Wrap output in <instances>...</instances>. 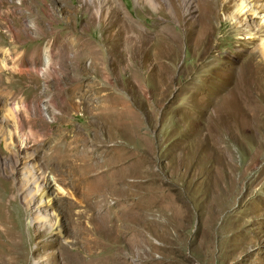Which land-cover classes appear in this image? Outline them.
Returning <instances> with one entry per match:
<instances>
[{"label": "rangeland", "instance_id": "obj_1", "mask_svg": "<svg viewBox=\"0 0 264 264\" xmlns=\"http://www.w3.org/2000/svg\"><path fill=\"white\" fill-rule=\"evenodd\" d=\"M225 2L0 0V264H264V60L228 82Z\"/></svg>", "mask_w": 264, "mask_h": 264}, {"label": "bare ground", "instance_id": "obj_2", "mask_svg": "<svg viewBox=\"0 0 264 264\" xmlns=\"http://www.w3.org/2000/svg\"><path fill=\"white\" fill-rule=\"evenodd\" d=\"M224 1H226L225 3H227V6L228 7L234 6V9L231 10V11H228V13H226V14L230 15V17L228 16V18H230V27L233 28L236 31V33H238L237 34V37L235 38V40L238 41L237 47H240L243 50V52H244V53H242L240 55H238V54L237 55H234L235 58H239V59L242 58V61H240V62H238L236 60H229L228 59L229 60L228 67L232 63L233 69L239 70V72L230 71L228 73V77H227L229 79L228 82L229 83L232 82L233 84H235V83H237L241 79L242 80H244V79L245 80H250V79L252 80V77L254 78L255 75H256L255 72L250 73V71H251L250 70V67H248L247 69H245V68L242 67V64H243V62H245V60H250V58H253L256 55H258V57H262L263 60H264V36L260 38V41H259L257 47H256V45H251V44L245 47V46L242 45V43H240V40L243 39V37H245V38H253L254 35H261V32H264V13H261L262 16L259 17L260 22L258 24V27L255 28L254 31H252L251 28L242 25V21H243L242 16L244 14H247L249 11L252 12V13H254V16H256L255 15L256 13H260V12H254L253 11V8L250 5H247L245 0H240L236 5H232V4L228 3L229 0H224ZM255 5H256V3H255ZM188 6L189 5H187L186 7L189 8ZM256 7H257V5H256ZM188 21H190V20H188ZM203 24H204V22H203ZM134 27H135V24L132 21H130L129 18L127 17V18H125L124 22L119 27L120 28L119 30L122 31V32L121 33L115 32L114 35L117 36L116 39L118 40L119 44L121 46L125 47L124 49H128L130 46H133L134 48H138V51H141L143 53L144 50L146 49V46H145V42L147 40V36L145 35L146 32H144L143 34H141V33L140 34H137V32L135 31L133 33L132 31H134ZM129 30H130V32H129ZM243 32H245V34H240V33H243ZM126 33H129V34L126 35ZM263 35H264V33H263ZM168 36H169V41L168 42L167 41H162L163 42L162 52H166V53H169V51L171 50V48L173 46H178V43H179L178 40H177V38H176V35L174 33H171L170 32V34ZM158 38H159V36H158L157 32L154 33L153 34V41L157 40ZM112 43H113V40H112ZM105 49H107L109 51L111 50L113 54H116L117 53L115 44H111L110 43V46H108V47L105 46ZM211 50H212L211 47H209L207 45H204L201 48V55H209V54L212 53ZM225 52L228 55H232L231 49H228ZM108 53L109 52H107V54ZM120 53H121V51H120ZM231 58H232V56H231ZM234 61L237 62V63H233ZM108 62H112L113 63L115 61H114L113 58H110V59H107L106 60V63H108ZM142 62H144V64L146 66H150V67H154V66L160 64V60H158L156 57H154V59L151 60V61H150V58L149 59L147 58L146 61H142ZM102 66H104V64H102ZM215 73L216 74H219V71H216ZM245 91H246V88L244 86L242 88H238V90H237V92L239 94H241V93H243ZM12 116H13L15 122L17 124H19V121H18L17 116L15 114H12ZM5 165H6L7 168L11 169L10 164H8L6 162ZM37 217H38V215H37Z\"/></svg>", "mask_w": 264, "mask_h": 264}]
</instances>
